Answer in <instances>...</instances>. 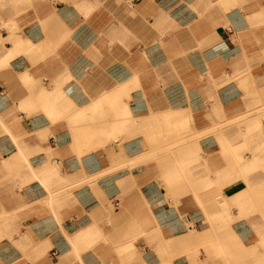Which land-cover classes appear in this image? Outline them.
I'll return each instance as SVG.
<instances>
[{
  "label": "crops",
  "instance_id": "1",
  "mask_svg": "<svg viewBox=\"0 0 264 264\" xmlns=\"http://www.w3.org/2000/svg\"><path fill=\"white\" fill-rule=\"evenodd\" d=\"M262 101L264 0H0V264L164 263L166 247L131 239L167 246L191 220L107 214L100 191L166 178L161 158L185 155L152 169L156 135ZM118 160L138 166L114 172Z\"/></svg>",
  "mask_w": 264,
  "mask_h": 264
},
{
  "label": "rangeland",
  "instance_id": "2",
  "mask_svg": "<svg viewBox=\"0 0 264 264\" xmlns=\"http://www.w3.org/2000/svg\"><path fill=\"white\" fill-rule=\"evenodd\" d=\"M233 79L229 78V81L232 82ZM262 102L261 108L250 110L239 116L229 117L221 110L208 116L199 112L197 130L193 125L191 126L192 120L186 126L177 127L173 133L174 139L171 138L172 134L159 137L156 135L157 139L161 140L154 143L153 156L145 158L151 159L148 162L152 164V169L156 164L159 165L160 159L157 157L159 154L170 155L174 154L175 150H180L185 156L162 157L161 160H165V163L172 162V164L177 161L186 165L191 164V168L197 171L196 175L191 174L196 178L197 183L189 181V176L183 183L186 190L181 192L171 180H167V177L160 176L161 180H159L156 173L150 174L148 189L129 190L127 195L126 190L120 191V195L108 199H105L104 193L100 191L102 198L100 201H108L103 204L105 212L107 214L111 212L117 216L122 214L136 216L137 210H142L144 213L152 214L154 219L158 212H162L168 219L182 221L186 217L191 220L192 228H181V236H185L168 242L169 245L183 247L181 253L167 252L169 248L174 249V247L168 248L167 243V246L162 245L164 242L153 243L148 231L131 239L133 243L144 242L155 252L158 246L166 247L164 254H155L156 258L164 261L165 264L180 262L183 264H264V101ZM208 121L211 124H208ZM248 127H251V132L239 136L240 133L246 132ZM237 154L251 158L259 155L260 158L254 170L248 172L239 165ZM209 155L214 157L209 159L206 157ZM130 163L118 160L112 170L120 172L138 166L130 165ZM141 165L149 168V164L141 163ZM155 169L157 171L158 167ZM250 183L256 185L255 191L248 190ZM204 185L210 186L206 189L201 188ZM241 192L248 194L245 202H248L250 206L249 212L242 215L237 205L231 206L230 217L223 216L221 219H209L200 206L189 209L190 205L197 204L195 198L204 202L224 195L232 201V198ZM207 194L209 197L206 196ZM129 196L136 201L135 207L128 205ZM144 198H149V201L142 202ZM115 222L110 220L109 224L114 227ZM156 223L150 220H137L133 224L140 229L148 230L147 228L154 227ZM153 230L156 231V227ZM227 237L228 242H225ZM103 242L102 244H106ZM99 257L106 261L111 258L113 264H117L120 258L114 253L99 255Z\"/></svg>",
  "mask_w": 264,
  "mask_h": 264
},
{
  "label": "bare ground",
  "instance_id": "3",
  "mask_svg": "<svg viewBox=\"0 0 264 264\" xmlns=\"http://www.w3.org/2000/svg\"><path fill=\"white\" fill-rule=\"evenodd\" d=\"M250 132H251V127H248L246 129V132L240 133L239 136H242L244 134H249ZM231 147L234 148V146H231ZM237 157H238L237 160L239 162V165L242 168H244L245 171H248V172L254 170V168L257 166L256 162L260 158L259 155L253 156L251 158V157L241 156V155H238V154H237ZM173 165H175V167H173V169L169 170L166 173L165 177L168 176L167 180L168 181L171 180V182H173L175 184V186H177V189L179 191L182 192V191L186 190V186L183 183L187 181L189 176H190L189 177V181L197 183V180L193 179V177L191 176V174H192L191 170L194 169V168L193 169L191 168V164L190 165H186V163H181L180 161L179 162L177 161V162H175V164L173 162ZM209 186L204 185L201 188H205L206 189ZM247 188H248L249 191H251V190L255 191L254 189L256 188V185H253V184L250 183V185ZM206 196L209 197V194H207ZM247 196H248V194H246V192H243V193L241 192V193L235 195L232 198L234 201L233 200L231 201V199H228L224 195L223 196H218L215 199H212V200H209V201H204V202L198 201L197 198H195L196 201H197V204L190 205L189 209H192L194 206H196V207L200 206V207H202V209L204 210L203 212L205 213V215L209 219H211V218H213V219L220 218L221 219V217H223V216L230 217L229 215L231 213V206L232 205H237V206H239L240 214L242 215L243 213H248L249 210H250L249 203L245 202L246 201L245 198ZM199 200H200V198H199ZM149 236L151 237V241L152 242H157V243L160 242V240L157 239L158 236H159L158 232H153V233L149 234ZM86 237H87V235L79 237V238H81V240H83V239L87 240L88 238H86ZM193 237H194V239H196L195 235H193ZM79 238L77 237L76 239L78 240ZM76 239L72 240V242L76 243L77 242ZM227 239H228V237L226 238L225 242H228ZM263 242H264V240H263ZM166 243L168 244V241ZM223 244L225 245L226 243H223ZM263 245H264V243H263ZM162 264H165V263H162Z\"/></svg>",
  "mask_w": 264,
  "mask_h": 264
},
{
  "label": "built area",
  "instance_id": "4",
  "mask_svg": "<svg viewBox=\"0 0 264 264\" xmlns=\"http://www.w3.org/2000/svg\"><path fill=\"white\" fill-rule=\"evenodd\" d=\"M53 256L57 257V254L56 253H53Z\"/></svg>",
  "mask_w": 264,
  "mask_h": 264
}]
</instances>
